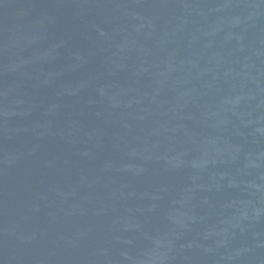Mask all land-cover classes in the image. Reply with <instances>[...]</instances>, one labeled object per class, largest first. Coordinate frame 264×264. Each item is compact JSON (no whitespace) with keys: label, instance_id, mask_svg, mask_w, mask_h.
Instances as JSON below:
<instances>
[{"label":"water","instance_id":"1","mask_svg":"<svg viewBox=\"0 0 264 264\" xmlns=\"http://www.w3.org/2000/svg\"><path fill=\"white\" fill-rule=\"evenodd\" d=\"M0 264H264V0H0Z\"/></svg>","mask_w":264,"mask_h":264}]
</instances>
